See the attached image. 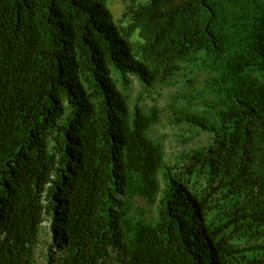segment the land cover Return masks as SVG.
<instances>
[{"label": "trees", "instance_id": "1", "mask_svg": "<svg viewBox=\"0 0 264 264\" xmlns=\"http://www.w3.org/2000/svg\"><path fill=\"white\" fill-rule=\"evenodd\" d=\"M112 1L0 0V264H264V0Z\"/></svg>", "mask_w": 264, "mask_h": 264}, {"label": "rangeland", "instance_id": "2", "mask_svg": "<svg viewBox=\"0 0 264 264\" xmlns=\"http://www.w3.org/2000/svg\"><path fill=\"white\" fill-rule=\"evenodd\" d=\"M110 9L116 19H119L124 12V3L122 0H113L110 3ZM198 78L194 88L184 89L182 85L168 80L167 83L154 88L151 93L143 91L141 85L136 79L130 78V86L127 90H122L120 84L118 89L128 98V107L138 101L139 106L147 111L151 107H155L160 112L159 123L153 128L151 134L152 139L160 140L165 152L167 161H173L182 152L197 146L204 142L208 136L196 135L195 131L181 124L177 120L180 112L185 113V103L193 90H198ZM194 95V94H193ZM201 107V106H200Z\"/></svg>", "mask_w": 264, "mask_h": 264}]
</instances>
